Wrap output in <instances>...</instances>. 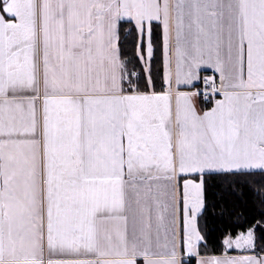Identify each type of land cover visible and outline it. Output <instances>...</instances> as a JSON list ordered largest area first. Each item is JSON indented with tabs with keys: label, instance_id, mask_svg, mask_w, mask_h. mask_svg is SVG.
Segmentation results:
<instances>
[{
	"label": "snow or ice",
	"instance_id": "6c2138e0",
	"mask_svg": "<svg viewBox=\"0 0 264 264\" xmlns=\"http://www.w3.org/2000/svg\"><path fill=\"white\" fill-rule=\"evenodd\" d=\"M0 264H264V0H0Z\"/></svg>",
	"mask_w": 264,
	"mask_h": 264
},
{
	"label": "trees",
	"instance_id": "16d2710c",
	"mask_svg": "<svg viewBox=\"0 0 264 264\" xmlns=\"http://www.w3.org/2000/svg\"><path fill=\"white\" fill-rule=\"evenodd\" d=\"M226 210H225V219L227 218V211L235 209V212H245L250 213L260 207L259 201L260 196L257 193L250 189H244L242 192L237 191L235 194L226 193ZM221 208L216 209V214L220 213ZM216 224L220 223L219 219H216ZM212 251V245H209V252Z\"/></svg>",
	"mask_w": 264,
	"mask_h": 264
}]
</instances>
